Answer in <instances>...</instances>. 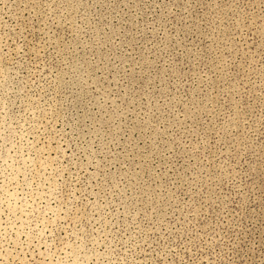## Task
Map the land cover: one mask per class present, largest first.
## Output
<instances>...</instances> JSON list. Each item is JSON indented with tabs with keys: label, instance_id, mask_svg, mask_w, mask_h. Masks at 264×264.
Returning a JSON list of instances; mask_svg holds the SVG:
<instances>
[{
	"label": "rangeland",
	"instance_id": "obj_1",
	"mask_svg": "<svg viewBox=\"0 0 264 264\" xmlns=\"http://www.w3.org/2000/svg\"><path fill=\"white\" fill-rule=\"evenodd\" d=\"M0 264H264V0H0Z\"/></svg>",
	"mask_w": 264,
	"mask_h": 264
}]
</instances>
